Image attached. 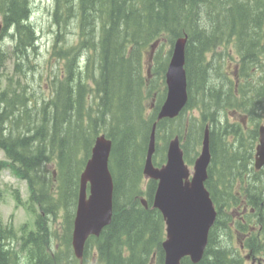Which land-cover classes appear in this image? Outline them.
<instances>
[{
	"label": "trees",
	"instance_id": "obj_1",
	"mask_svg": "<svg viewBox=\"0 0 264 264\" xmlns=\"http://www.w3.org/2000/svg\"><path fill=\"white\" fill-rule=\"evenodd\" d=\"M34 1L0 0V42L5 36L13 42L12 56L0 45V73L14 58L20 78L13 82L10 76L0 89V150L7 158L0 168L10 166L26 180L29 206L40 208L36 228L25 224L20 235L0 215V264H80L72 246L80 175L101 133L113 142V216L99 236L87 240L82 264H165V219L153 207L158 182L146 179L143 169L167 94L172 49L167 60L156 59L152 73L144 70V57L152 45L166 39L174 46L184 36L189 100L177 117L157 122L154 162L166 161L168 142L176 135L186 161L193 162L209 125L212 160L206 186L217 219L201 261L185 257L182 264H245L248 256L264 264V189L255 184L261 172L254 168L264 117V0H55L51 54L57 66L49 74L47 98L21 81L41 53L31 22ZM71 19L77 29L73 40L67 32ZM230 44L240 55V85L207 60L209 51ZM213 70L220 73V83L211 80ZM229 109H244L253 127H246L245 117H226ZM194 110L200 117L191 116ZM162 133L166 140L159 146ZM51 161L56 168L45 171ZM60 216L61 236L52 228ZM59 237L56 247L53 240Z\"/></svg>",
	"mask_w": 264,
	"mask_h": 264
},
{
	"label": "water",
	"instance_id": "obj_2",
	"mask_svg": "<svg viewBox=\"0 0 264 264\" xmlns=\"http://www.w3.org/2000/svg\"><path fill=\"white\" fill-rule=\"evenodd\" d=\"M4 23L0 19V37ZM188 36L179 37L173 46L166 70L167 94L153 124L143 173L147 179L158 182L153 207L163 214L166 238L163 242L165 264H182L185 257L198 263L204 256L210 230L217 219L216 205L206 186L212 160L210 126L204 129L201 151L193 170L185 160L179 135L170 139L166 162L154 163L157 149V122L175 118L189 100L188 80L185 68ZM113 142L105 134H99L92 153L80 175V190L72 246L82 264L86 242L90 236H99L113 216L114 179L110 170ZM255 169L264 168V123L259 126V141L255 148ZM142 203L148 207L145 197Z\"/></svg>",
	"mask_w": 264,
	"mask_h": 264
},
{
	"label": "rangeland",
	"instance_id": "obj_3",
	"mask_svg": "<svg viewBox=\"0 0 264 264\" xmlns=\"http://www.w3.org/2000/svg\"><path fill=\"white\" fill-rule=\"evenodd\" d=\"M54 8H55V0L34 1L31 22L36 28L39 35L38 44L41 53L34 56L33 60L35 63L34 65L35 67L29 70V74L26 76H21V81L23 83H28L31 86L30 87L31 91L33 92L34 90V93L37 94L38 96H41V98H47L50 95V90L48 89L47 81L49 79V74L51 72V69L56 68L57 66V59L54 58L53 54H51L55 31L57 30V27L54 25V16H53ZM1 18L2 16L0 14V19ZM76 30H77L76 24L71 19L68 24L67 32H68V36H70L72 40L77 37ZM5 37H6L4 38L5 41L3 42L1 40L0 45L4 50H6L12 56L13 42L10 39V37L8 36ZM171 49L173 50V46H171L169 41H167L166 39L158 42L154 46L152 45V47H149L144 57V70L146 72L148 71L149 73H152V71H154V68L157 66L156 59L158 58L162 60V62L167 60L168 56L170 55L169 51ZM207 60L215 62V64L219 65V67L217 68L216 65H214V67L219 69V72L225 71L224 73H227L232 78L234 77L236 78V82L238 85L241 84V81L237 79V72L240 67L239 65L240 55L238 53L237 48L234 45L232 44H230L229 46L224 45L212 49L211 51L208 52ZM60 64L61 62H58V66ZM13 69H14V58H10L6 63V68L3 70L2 73H0V89L7 86L8 78L10 76H13L14 78L13 82H15V80L17 79H20L19 76L14 73ZM220 76L221 75L220 73H218L217 70H213L210 78L211 80L213 79L215 83H220L219 81L222 80ZM162 87L163 84L161 85V88ZM153 100L156 101V94H154V96L148 100L150 103V107H152L151 102ZM229 111L225 112L226 117H231L235 120L236 119L242 120L245 117L246 127L248 129L253 127L252 122H247L249 116L247 112L244 111V109H239L238 111L229 109ZM191 114H192L191 116L197 118L200 117V113L198 112V110L192 111ZM263 122H264V117L261 119L260 123ZM165 140L166 138L162 133L158 137L159 146L164 145ZM257 143L258 141L255 144V148ZM200 151H201V147L199 149V154ZM198 155L195 157V160L198 157ZM195 160H193V162H187L192 170ZM0 161L7 162V158L3 150H0ZM55 168H56L55 161L48 162L46 165L43 166V169L45 171H50V172H53ZM260 179L261 181L259 182L256 181L257 183L255 184L259 189L260 187L261 188L263 187L264 189V170L258 176V180ZM17 195H19L21 202L17 201L16 198ZM29 198H30V190L27 181L15 175V173L13 172L10 166H5L0 168V215L4 223L12 224L14 228L18 231L19 235L22 233L21 227L25 224L27 225L28 229L33 230L36 228V219L38 214L40 213V208L37 204L33 205V207H30ZM236 215L239 216L240 214L236 213ZM62 222L63 219L61 216L58 217V219L53 220L52 222V228L54 231H56L59 234V236H61V234L63 233ZM60 240H61L60 237L54 238L53 244H56L57 242L56 247L61 246ZM248 251H244V254L246 255ZM245 264H260V263L252 262L251 258L248 256Z\"/></svg>",
	"mask_w": 264,
	"mask_h": 264
},
{
	"label": "flooded vegetation",
	"instance_id": "obj_4",
	"mask_svg": "<svg viewBox=\"0 0 264 264\" xmlns=\"http://www.w3.org/2000/svg\"><path fill=\"white\" fill-rule=\"evenodd\" d=\"M244 120H245V118H244ZM245 122H246V120H245ZM264 123V122H263ZM262 123H260V125H261ZM254 158H255V155H254ZM255 168V167H254ZM262 171L264 170V168L263 169H261ZM261 170H259V171H257V172H262ZM260 178V177H259ZM243 205H245V211H247V204H246V199L243 201ZM251 211H253V209L251 210ZM251 261L252 262H259L260 263V260L259 259H256V258H251Z\"/></svg>",
	"mask_w": 264,
	"mask_h": 264
}]
</instances>
